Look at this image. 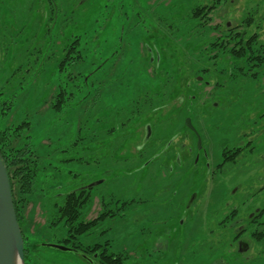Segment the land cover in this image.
Instances as JSON below:
<instances>
[{
	"label": "rangeland",
	"instance_id": "374dc122",
	"mask_svg": "<svg viewBox=\"0 0 264 264\" xmlns=\"http://www.w3.org/2000/svg\"><path fill=\"white\" fill-rule=\"evenodd\" d=\"M261 1L0 0V133L28 144L39 168L19 205L25 264H85L52 245L69 233L55 203L85 187V221L117 214L71 244L101 243L124 264H224L226 208L264 201V190L252 196L264 176V80L236 75L211 47ZM75 37L84 59L60 70ZM249 140L252 152L218 168Z\"/></svg>",
	"mask_w": 264,
	"mask_h": 264
},
{
	"label": "flooded vegetation",
	"instance_id": "af4514ba",
	"mask_svg": "<svg viewBox=\"0 0 264 264\" xmlns=\"http://www.w3.org/2000/svg\"><path fill=\"white\" fill-rule=\"evenodd\" d=\"M257 8L260 9L257 10L256 15H245L240 23L236 25H232V21H226L223 32H218V30H216V32L220 33V37L225 36L226 40L231 39L233 36H240V39H243L244 41L242 46L244 47L245 52L244 69L240 76L244 79L264 80V0L258 4ZM259 10L260 14H258ZM205 11L206 9L202 12ZM214 28L216 29L218 27ZM252 56H255L256 58L250 60ZM261 116H264V113H262ZM245 133L248 134V132ZM254 135L255 134H252V136ZM248 137H250V135H248ZM251 142L252 140H249L245 146L238 145L231 150L227 149L225 151L227 155L234 154V159L227 160L225 163L234 161L247 150L252 152L254 149L253 146H251ZM219 164L217 165L218 168L221 167ZM258 179L263 181L258 187H256L252 196H256L264 190V176H260ZM249 200L250 199L247 198L243 201V208L236 205H230L227 207L224 217L219 222V226L223 224V229L226 235L224 241V253L227 259L224 257V264H254L256 259H263V254L261 255L259 252L264 250V201L261 205H258L257 202H251L250 204ZM71 238L72 237L70 236L63 238L58 241L57 244L52 245L63 251L80 252L85 264H104L105 256L111 255L112 258L115 259L118 255L107 253V249L105 251V248L101 243L85 245L83 243L71 244ZM24 246L26 260L28 258L29 250L28 242L25 239ZM221 261L222 260L219 259L216 260L215 263L221 264Z\"/></svg>",
	"mask_w": 264,
	"mask_h": 264
},
{
	"label": "trees",
	"instance_id": "16d2710c",
	"mask_svg": "<svg viewBox=\"0 0 264 264\" xmlns=\"http://www.w3.org/2000/svg\"><path fill=\"white\" fill-rule=\"evenodd\" d=\"M213 6H204V9H206L204 14L211 11ZM204 14L201 16L200 12L198 10H195L193 16H195V18L197 17L200 20L201 18H203ZM204 19L205 17L203 18V20ZM73 40L70 42L69 48L65 49L66 51H64V59L60 62V70L64 69L65 63L73 64L84 59V57L78 52V49H76V44L79 43V38L75 37ZM243 42L244 41L243 39H240V36H233L229 40H226L225 36H222L218 41L213 42L211 47L212 50L217 51L218 49L221 54H228V58L230 59L229 62H232V65L235 67L236 75L242 74V70L244 69L245 52L244 47L242 46ZM217 57H219V54H217L216 52L213 58ZM255 58V56H252L250 60ZM201 71L207 72V69H203ZM59 94L61 96L63 94L62 91ZM60 102L61 101L59 100L58 104H55V106L61 107ZM144 113H146V111H141L139 116H142ZM19 129L20 126L17 127L16 131ZM15 137L17 138V136L13 135L12 138ZM12 138L9 135H6V133L4 132L0 133V154L7 166L14 198L15 210L23 233V215L19 205L23 200H27L28 196L33 193V187L36 184V178L38 175L37 172L39 169L38 158L28 144L19 146L18 144H15L14 141H11ZM230 159H234V154L227 155V153L224 152V160L221 164H219V166H223L224 163L227 160L229 161ZM18 197H20V200L18 199ZM91 198V187H85L77 191H71L67 194H64L62 198V204L55 203L57 215L56 217L54 216V220H56L55 223H59L60 220H65L66 225L69 226V233L67 237L70 236L78 238V236L89 232L102 220L109 217H114L117 214V211H112L110 209L105 211L101 210L97 217L92 220L85 221L83 219V215L86 210V205L91 200ZM103 202L105 201L101 199L102 208ZM104 250L106 251V249ZM111 258V255L105 256L104 264H124V257L120 254H118L115 259Z\"/></svg>",
	"mask_w": 264,
	"mask_h": 264
},
{
	"label": "water",
	"instance_id": "95a60500",
	"mask_svg": "<svg viewBox=\"0 0 264 264\" xmlns=\"http://www.w3.org/2000/svg\"><path fill=\"white\" fill-rule=\"evenodd\" d=\"M25 264L24 237L18 221L7 166L0 154V264Z\"/></svg>",
	"mask_w": 264,
	"mask_h": 264
},
{
	"label": "bare ground",
	"instance_id": "6f19581e",
	"mask_svg": "<svg viewBox=\"0 0 264 264\" xmlns=\"http://www.w3.org/2000/svg\"><path fill=\"white\" fill-rule=\"evenodd\" d=\"M18 264H20V263H18Z\"/></svg>",
	"mask_w": 264,
	"mask_h": 264
}]
</instances>
